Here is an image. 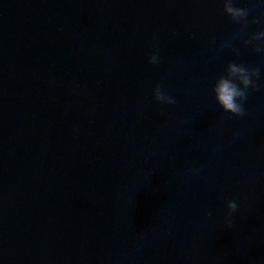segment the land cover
Segmentation results:
<instances>
[{
  "label": "water",
  "instance_id": "1",
  "mask_svg": "<svg viewBox=\"0 0 264 264\" xmlns=\"http://www.w3.org/2000/svg\"><path fill=\"white\" fill-rule=\"evenodd\" d=\"M223 2L0 0V264H264V3Z\"/></svg>",
  "mask_w": 264,
  "mask_h": 264
},
{
  "label": "clouds",
  "instance_id": "2",
  "mask_svg": "<svg viewBox=\"0 0 264 264\" xmlns=\"http://www.w3.org/2000/svg\"><path fill=\"white\" fill-rule=\"evenodd\" d=\"M264 3V0H260ZM223 13L232 20L243 19L246 16L244 9L233 5L232 0H224ZM253 40H264V31L257 32ZM259 52L260 49H254ZM148 63L156 65L159 63L158 56L152 53L148 56ZM227 77L219 79L213 92L215 100L220 109L231 116L243 117L245 115L243 105L247 99L248 90L259 91L258 85L253 81V77H258L256 70H249L238 64H229L227 66ZM152 98L158 104L172 105L175 100L172 96L162 91L160 84H156L152 89ZM227 215L225 218L226 226L231 227V214L237 209L235 202L229 200L226 202Z\"/></svg>",
  "mask_w": 264,
  "mask_h": 264
}]
</instances>
